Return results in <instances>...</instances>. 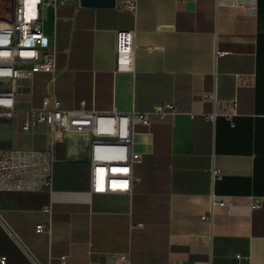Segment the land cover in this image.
<instances>
[{"label": "crops", "instance_id": "1", "mask_svg": "<svg viewBox=\"0 0 264 264\" xmlns=\"http://www.w3.org/2000/svg\"><path fill=\"white\" fill-rule=\"evenodd\" d=\"M44 25L64 109L178 112L135 125L138 181L123 193L93 191L90 135L0 119L1 150L51 144L55 158L51 190L0 192V258L34 264L26 246L43 264H264V204L250 208L264 202V0L66 2ZM123 31L135 33L132 70L117 68ZM49 78L36 75L31 106Z\"/></svg>", "mask_w": 264, "mask_h": 264}, {"label": "built area", "instance_id": "2", "mask_svg": "<svg viewBox=\"0 0 264 264\" xmlns=\"http://www.w3.org/2000/svg\"><path fill=\"white\" fill-rule=\"evenodd\" d=\"M66 2L79 0H0V119H14L23 112L21 130L36 131L45 125L48 132L91 136V183L95 193L130 192L138 179L134 166L140 163L141 153L133 149L135 125L149 127L153 117L164 120L178 112L173 102H162L149 112L102 113L85 108L64 109L54 92L57 81L58 53L45 31L44 17L49 9L57 10ZM138 0H117L121 9L134 11ZM134 31L119 32L117 39V68L132 70L135 60ZM48 74L46 94L41 106H31L33 80L38 74ZM23 105V106H22ZM235 113L237 101H234ZM217 112L209 115L214 120ZM105 124L106 129H101ZM53 148L0 149V192H40L52 189L54 183ZM218 171L213 168L214 178ZM263 197H253L251 209L263 207ZM46 225H38L39 232ZM34 264L41 263L25 246ZM0 264H8L6 257ZM115 264H131L118 260Z\"/></svg>", "mask_w": 264, "mask_h": 264}, {"label": "water", "instance_id": "3", "mask_svg": "<svg viewBox=\"0 0 264 264\" xmlns=\"http://www.w3.org/2000/svg\"><path fill=\"white\" fill-rule=\"evenodd\" d=\"M82 8H116L117 0H79Z\"/></svg>", "mask_w": 264, "mask_h": 264}, {"label": "bare ground", "instance_id": "4", "mask_svg": "<svg viewBox=\"0 0 264 264\" xmlns=\"http://www.w3.org/2000/svg\"><path fill=\"white\" fill-rule=\"evenodd\" d=\"M101 125H102V126H100L101 129H106L104 126L105 124H101Z\"/></svg>", "mask_w": 264, "mask_h": 264}]
</instances>
